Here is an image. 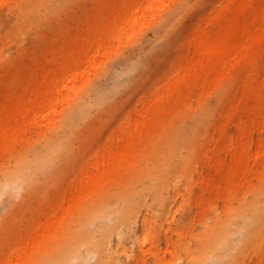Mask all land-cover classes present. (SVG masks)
Listing matches in <instances>:
<instances>
[{"label":"bare ground","instance_id":"6f19581e","mask_svg":"<svg viewBox=\"0 0 264 264\" xmlns=\"http://www.w3.org/2000/svg\"><path fill=\"white\" fill-rule=\"evenodd\" d=\"M72 1L0 0V158L15 153L0 162V264H128L130 244L142 248L149 242L151 223L159 236L163 223L168 227L175 211L187 205L185 198L189 193L191 199L193 183L207 177L205 162L216 164L212 153L228 150L235 162L229 169L217 165L220 177L214 179L215 186L216 180L217 186L225 183L220 178L227 179V173L234 176L229 185H237L239 175H246L245 153L254 129L263 135L256 140L255 156L264 160V0H217V6L201 3L186 29L184 74L177 87L162 99L153 95L145 111L136 114L133 108L137 117L128 148L111 146L104 156V150L100 151L101 166L94 163L91 171L79 166L71 181H66L61 160L65 165L70 162L77 123L104 108L105 100L115 93L108 80L117 71L105 69L74 102L60 91L55 93L59 82L60 90L68 95L76 80L72 72L84 65L89 45L94 47L89 59L93 67L97 51L116 28L126 26L130 32L144 18L159 15L153 25L159 33L174 24L178 4L185 2L99 0L95 6L98 24L73 25L65 38L52 30V21ZM167 2L173 6L165 7ZM42 29L52 31L46 34ZM24 36L39 44L23 48ZM130 60L120 65L121 74L131 70ZM184 83L191 91L213 86L220 101L229 99L224 111L237 129L229 136L232 149L223 143L217 151L197 147L208 110L202 105L195 111L182 105L181 110L192 112L189 132L162 138L153 153H134L133 141L142 142L153 123L164 117L170 120L174 100L188 96ZM33 119L48 125L47 136L32 149L12 152L14 142L25 136ZM225 124L217 123L218 137L226 135ZM261 173L260 184L248 195L242 193L235 206L220 213L212 209L201 219L200 229L189 233L192 242H180L177 260L169 264H243L247 255L260 249L264 244V170ZM52 183L65 185L68 194L66 205L60 199L54 202L60 215L42 206L40 195ZM6 194L9 199L3 201ZM193 200L200 203L196 195ZM34 201L37 207L32 208ZM155 209L157 217H151ZM179 221L177 232L184 234L187 216H180ZM259 255L264 258V249Z\"/></svg>","mask_w":264,"mask_h":264},{"label":"rangeland","instance_id":"374dc122","mask_svg":"<svg viewBox=\"0 0 264 264\" xmlns=\"http://www.w3.org/2000/svg\"><path fill=\"white\" fill-rule=\"evenodd\" d=\"M203 2L211 6L218 5L217 0H185V2L178 4L179 13L174 24L163 28V30L161 28V31L158 30L159 33L153 26L159 15L144 18L130 32L126 26L116 28L107 44L97 51L96 64L93 67L90 66L89 59L93 54L94 47L92 45L87 47V60L82 67L76 68L72 72L73 75L75 74L74 78L76 80L72 82L73 91L71 93L67 95L66 92L60 90L61 81L59 82L55 93L60 91L61 95L66 97L69 102H74L77 98L82 97L85 90L98 76L102 75L105 69L112 72L117 71L114 79L108 80L109 88L113 89L115 93L105 100L104 108L101 111L98 109L93 110L89 118L77 123L75 132L71 136L74 149L73 153L69 154L70 162L65 165L64 159L61 160V168L65 173L66 181H71V176L73 173H77L79 166L86 167L90 171L93 169L94 163L101 166L102 153H99L100 151L104 150V156L108 150L110 151L111 146L122 147L120 146L122 144L128 148L132 142H130V139L135 131L133 127L137 117L133 114V108L136 114L145 111L147 110L145 104L150 101L153 95H158L162 99L166 92L177 87L178 81L184 74L182 67L183 53L186 52L184 45L186 29L196 18ZM99 4V0H73L67 8L54 17L52 30H56L63 37L68 38L71 33L69 27L73 25L81 24L87 27H89V24L97 25L100 18L96 16L95 6ZM167 4L173 6L172 2H167L165 7ZM96 29L99 33L100 26ZM52 30L42 29L41 32L47 34ZM23 40V48L35 47V44H39V41L35 44L29 42L26 36L23 37ZM190 51L191 49L188 53ZM126 58L131 59V70L121 74L118 69ZM81 72L83 74L79 75ZM186 85L185 83L182 84V88L188 91V96L183 100L178 98L174 100V107L170 112L172 115H169L172 124L169 123L170 120H167L166 117L155 124L153 123L142 142L137 143L136 139L133 141L135 142L134 153H153L156 145L160 143L159 140L167 136L183 137L189 132L193 118L191 117L192 112H186L187 107H192L195 111V108L201 105L205 106L208 113L204 121L205 127L202 130V140L196 144L197 147H210L217 151L220 144L229 145V136L237 130L231 122L227 121L229 113L226 115L224 111V107L229 104V99L220 101L219 94L213 86H205L201 89L195 87L191 91L186 90L188 89ZM182 105H185L186 109L181 110ZM200 115L201 113L197 114V118ZM220 121L226 123L224 125L226 135L224 137H218L216 133L217 123ZM48 130V125L39 124L33 119L27 126L25 136L18 142H14L11 148L12 152L34 148L45 139ZM262 136L260 131L253 130L251 144L247 146V153H245L248 172L245 176L239 175L240 182L237 185H229L234 180V176L230 173H227V179L220 178L225 182L224 184L220 183L217 186L216 180V186L214 185V179L220 177V175L217 177L218 174L215 171L217 165L222 164L229 169L235 167V162L233 155L227 152L228 150L212 153L211 160L216 157V164L214 165L210 161L205 162L203 172L207 173V177L193 183L190 192L191 199L189 193L185 198L187 205H184L186 206L184 212V206L176 210L169 226L166 227V223H163V229L159 236L155 233V224L151 223L148 227L149 234H147V237H150L149 242L148 240L145 241L142 248H138L135 243L130 244L131 258L129 257L128 264H169L170 260H177L178 251L176 248L178 244L183 241L189 244L192 242L193 238L190 237L189 233H194L200 229L201 219L209 215L212 209H216L220 213L222 209L235 206L237 198L242 193L248 195L255 186H258L263 175L261 172L264 170V160L255 156V143ZM156 137H159V139H156ZM245 137H242L243 141ZM184 145V142L180 143L181 148ZM229 147L232 149L231 143ZM14 154H7L5 157L0 158V162L8 160ZM69 170H71L70 173ZM193 178L197 179V175L194 174ZM64 187L65 185L54 186V183H52L51 187L43 189L40 197H42V206L45 211H54L57 207L54 202L58 199L66 205L68 194ZM78 189V186L75 185L74 190ZM51 195L53 196L52 200L49 199ZM194 195L200 198V203L197 205L193 200ZM3 199V201H7L9 196L6 194ZM36 202H33L32 208L37 207ZM55 212L58 215L61 214L60 209L55 210ZM156 212V209L152 211L151 217H157ZM183 215L187 216L186 231L184 234H179L177 232V228L181 227L179 217ZM165 230L167 231L166 237L164 235ZM44 232H46L45 229ZM180 237H183V240ZM263 249L264 244L261 245L260 249L253 250L245 257L243 264H264V260L262 263L257 262L259 259H264L259 255Z\"/></svg>","mask_w":264,"mask_h":264}]
</instances>
